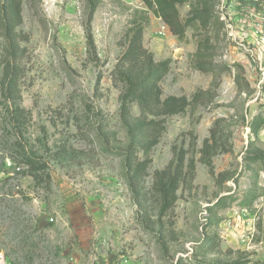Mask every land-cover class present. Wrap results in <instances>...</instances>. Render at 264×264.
<instances>
[{"label":"rangeland","instance_id":"obj_1","mask_svg":"<svg viewBox=\"0 0 264 264\" xmlns=\"http://www.w3.org/2000/svg\"><path fill=\"white\" fill-rule=\"evenodd\" d=\"M214 3L218 21L179 39L142 0H99L89 59L86 0H12L16 58L0 30V251L10 264H264V0ZM189 8L178 6L182 19ZM141 10L145 53L170 58L159 99L208 94L174 114L132 101L131 123H156L129 149L114 70ZM200 44L211 71L194 66ZM8 59L17 71L10 92ZM216 118L210 166L200 148ZM129 154L145 162L135 185ZM171 176L176 199L162 211L157 182Z\"/></svg>","mask_w":264,"mask_h":264},{"label":"trees","instance_id":"obj_2","mask_svg":"<svg viewBox=\"0 0 264 264\" xmlns=\"http://www.w3.org/2000/svg\"><path fill=\"white\" fill-rule=\"evenodd\" d=\"M99 0H86V6L88 9V16L84 25L85 30V45L87 58L91 59L95 53V43L91 28V21L93 13L97 7ZM215 0H142L144 5L155 16L159 17L169 28L172 34H175L179 39L184 38L187 27H199L200 29H206L213 21H218L217 15L214 11ZM12 0H0V30L2 31V37L5 40L6 55L12 58H16L20 53L19 44L16 40V34L14 32V22L10 15L7 13V8L10 6ZM189 3V14L185 19L180 17L178 6L183 3ZM139 16L134 17L130 21V26L127 30L129 35V42L126 50L119 59L117 66L114 70L115 78L118 81L123 82L124 90L120 96V114L124 126L131 136V142L128 148H132L136 141L134 136L136 131L146 125H152L156 123L154 119L139 120L131 123L128 120L129 105L132 101L138 100L142 109L150 110L151 112H157L153 106L160 105L163 107L162 113L174 114L185 110L187 105L196 104L206 97L208 91L198 89L188 100L185 96H167L163 100L159 99L160 89L157 82L167 73L169 68L170 58L154 62L149 53H145V49L142 45V35L145 23L148 21L147 11H139ZM202 45H199L195 57L197 61L195 68L201 71H211V67H207L203 63L204 52H202ZM125 63L128 65L125 66ZM4 69V81L7 85V92L13 87L15 77H17V71L14 60H7ZM141 68V70L137 69ZM101 77H98V80ZM238 88H241L240 81L236 79ZM154 108V109H153ZM159 112V111H158ZM161 112V111H160ZM224 120L222 118H216L213 126L210 128V137H206L203 140V145L200 148V158L211 166V157L208 154H213L215 145L218 142L217 133L219 132V123ZM263 123L261 115L254 117L253 121L249 123L250 132L254 135L258 134V131ZM154 141L148 142L144 146V150L147 152L148 147L152 146ZM229 149H226V151ZM208 155V156H207ZM184 155L181 153L179 156L178 165L183 164ZM126 164L128 171L130 172V180L132 184H136V179L140 176L142 170L145 168L144 161H137L134 163L132 158L127 155ZM134 187V186H133ZM157 188L162 196L161 210H166L171 206L176 199V190L178 188V178L171 176L164 180L160 177L157 182Z\"/></svg>","mask_w":264,"mask_h":264},{"label":"built area","instance_id":"obj_3","mask_svg":"<svg viewBox=\"0 0 264 264\" xmlns=\"http://www.w3.org/2000/svg\"><path fill=\"white\" fill-rule=\"evenodd\" d=\"M0 264H10L8 260L4 257L3 252L0 251Z\"/></svg>","mask_w":264,"mask_h":264}]
</instances>
